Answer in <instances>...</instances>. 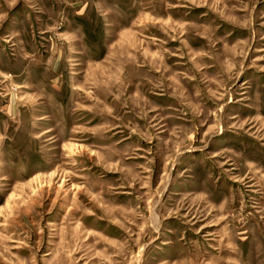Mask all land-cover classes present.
<instances>
[{
	"label": "rangeland",
	"instance_id": "374dc122",
	"mask_svg": "<svg viewBox=\"0 0 264 264\" xmlns=\"http://www.w3.org/2000/svg\"><path fill=\"white\" fill-rule=\"evenodd\" d=\"M0 264H264V0H0Z\"/></svg>",
	"mask_w": 264,
	"mask_h": 264
}]
</instances>
